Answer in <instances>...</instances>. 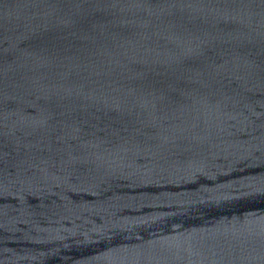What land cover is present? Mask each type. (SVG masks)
I'll return each mask as SVG.
<instances>
[{"label":"water","instance_id":"95a60500","mask_svg":"<svg viewBox=\"0 0 264 264\" xmlns=\"http://www.w3.org/2000/svg\"><path fill=\"white\" fill-rule=\"evenodd\" d=\"M0 264H264V0H0Z\"/></svg>","mask_w":264,"mask_h":264}]
</instances>
